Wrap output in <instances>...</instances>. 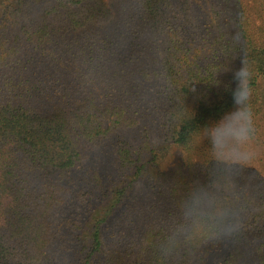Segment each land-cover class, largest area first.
I'll list each match as a JSON object with an SVG mask.
<instances>
[{"label":"trees","instance_id":"trees-1","mask_svg":"<svg viewBox=\"0 0 264 264\" xmlns=\"http://www.w3.org/2000/svg\"><path fill=\"white\" fill-rule=\"evenodd\" d=\"M250 3L0 0V264H264V0ZM246 78L256 156L229 169L205 129L244 134ZM87 160L115 185L97 194L89 168L75 181Z\"/></svg>","mask_w":264,"mask_h":264},{"label":"clouds","instance_id":"clouds-1","mask_svg":"<svg viewBox=\"0 0 264 264\" xmlns=\"http://www.w3.org/2000/svg\"><path fill=\"white\" fill-rule=\"evenodd\" d=\"M233 102L238 105L243 113L242 121L245 132L242 136L225 135L215 128L205 129V138L211 143V155L216 156L222 167L239 168L248 170L256 153L252 144L256 138V125L254 113L251 109L252 89L248 86L247 78L241 82V86L233 87Z\"/></svg>","mask_w":264,"mask_h":264},{"label":"rangeland","instance_id":"rangeland-1","mask_svg":"<svg viewBox=\"0 0 264 264\" xmlns=\"http://www.w3.org/2000/svg\"><path fill=\"white\" fill-rule=\"evenodd\" d=\"M183 0H179V3H181ZM188 3H192V0H186ZM245 4L250 7L251 6V3H250V0H244ZM255 24L257 26H262V28L264 29V17L261 16L260 18H256L255 19ZM155 53V51H154ZM158 149V148H156ZM107 152V151H106ZM157 152H159V150H157ZM149 153V152H148ZM103 164L102 165H107L109 162L106 161V160H103ZM174 161V160H173ZM101 166V163L100 162H95V161H90V160H87L85 162V164L83 165V168H78L76 171L73 172V179L76 181L80 180L81 178H83L82 176V172L84 169L86 168H89L90 170H92L93 172V177L92 179H90V188L91 189H94L96 190V193L99 194L101 193L105 188L109 189L112 185H115V179H116V176L117 174L115 173V171L113 169H110L109 170V173H103V171H99V174L98 176L96 175V171L93 167H100ZM95 182H99L100 185H101V188H95L93 186V184L95 185ZM80 185L84 186L85 183H80ZM143 191H145V187L142 185H139L137 187V190L135 192H131V195H137V198L140 197V195L143 193ZM81 216L83 217L84 214H81Z\"/></svg>","mask_w":264,"mask_h":264}]
</instances>
